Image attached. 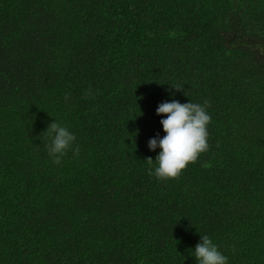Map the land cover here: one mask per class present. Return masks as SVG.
<instances>
[{"label":"trees","instance_id":"16d2710c","mask_svg":"<svg viewBox=\"0 0 264 264\" xmlns=\"http://www.w3.org/2000/svg\"><path fill=\"white\" fill-rule=\"evenodd\" d=\"M173 100L209 148L163 181ZM203 235L264 264V0H0V264H196Z\"/></svg>","mask_w":264,"mask_h":264},{"label":"clouds","instance_id":"9594fccd","mask_svg":"<svg viewBox=\"0 0 264 264\" xmlns=\"http://www.w3.org/2000/svg\"><path fill=\"white\" fill-rule=\"evenodd\" d=\"M174 89L181 91L179 86ZM65 98L67 99V96ZM156 115H163L166 119L160 121L164 137L148 141L149 150L154 151L157 147L161 149L156 157L158 167L154 174L159 180H176L189 164H194L200 154L208 150L207 125L211 117L207 114L205 106L190 101L180 104L175 100L158 105ZM44 133L51 137L48 152L54 158V163H60L69 150H72L74 155H79V146L73 147L76 138L66 127L52 122ZM146 162L151 165L153 160L149 157ZM148 174L153 175L151 169ZM194 253L196 264H227V257L218 251L207 235L200 236V243L195 246Z\"/></svg>","mask_w":264,"mask_h":264}]
</instances>
